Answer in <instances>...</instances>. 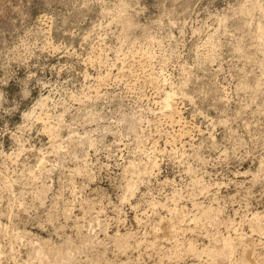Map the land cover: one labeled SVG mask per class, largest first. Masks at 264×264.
Instances as JSON below:
<instances>
[{
	"label": "clouds",
	"instance_id": "1",
	"mask_svg": "<svg viewBox=\"0 0 264 264\" xmlns=\"http://www.w3.org/2000/svg\"><path fill=\"white\" fill-rule=\"evenodd\" d=\"M0 264H264V0H0Z\"/></svg>",
	"mask_w": 264,
	"mask_h": 264
},
{
	"label": "rangeland",
	"instance_id": "2",
	"mask_svg": "<svg viewBox=\"0 0 264 264\" xmlns=\"http://www.w3.org/2000/svg\"><path fill=\"white\" fill-rule=\"evenodd\" d=\"M218 6H222V5H219L218 4ZM62 62V61H61ZM163 146V144L161 143V147ZM41 163H42V161H41ZM172 177H167V179H171ZM188 207H191V205H188Z\"/></svg>",
	"mask_w": 264,
	"mask_h": 264
}]
</instances>
